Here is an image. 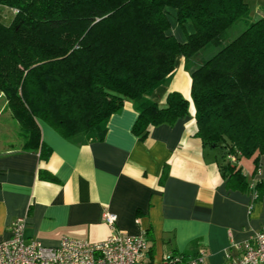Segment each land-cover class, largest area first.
<instances>
[{
  "label": "trees",
  "instance_id": "1",
  "mask_svg": "<svg viewBox=\"0 0 264 264\" xmlns=\"http://www.w3.org/2000/svg\"><path fill=\"white\" fill-rule=\"evenodd\" d=\"M170 9L183 41L169 32ZM179 55L196 135L221 149L227 185L264 196V180L252 183L240 163L252 158L254 176L264 155V17L252 19L245 0H0V93L23 147L44 156L40 121L65 138L102 139L129 99L138 114L132 131L143 140L152 126L184 117L181 93L164 104L148 98ZM198 251L178 253L179 264Z\"/></svg>",
  "mask_w": 264,
  "mask_h": 264
},
{
  "label": "crops",
  "instance_id": "2",
  "mask_svg": "<svg viewBox=\"0 0 264 264\" xmlns=\"http://www.w3.org/2000/svg\"><path fill=\"white\" fill-rule=\"evenodd\" d=\"M245 1L252 19L264 17V0ZM170 11L169 32L183 41L186 34ZM172 91L188 99V113L174 124L152 126L143 140L132 131L138 114L126 99L108 117L102 139L65 138L40 121L46 156L20 139L0 150V242L10 237V223L24 216L25 236L46 246L58 245L62 236L101 241L114 230H145L150 264L198 249L206 264L237 255L238 245L264 226V196L227 185L221 149L196 135L191 76L180 55L169 79L148 98L164 104ZM242 161L252 183L264 180V155L254 176L252 158ZM41 170L56 180L41 178ZM106 211L117 215L114 228L103 219Z\"/></svg>",
  "mask_w": 264,
  "mask_h": 264
},
{
  "label": "built area",
  "instance_id": "3",
  "mask_svg": "<svg viewBox=\"0 0 264 264\" xmlns=\"http://www.w3.org/2000/svg\"><path fill=\"white\" fill-rule=\"evenodd\" d=\"M235 160L233 154H229ZM104 221L114 228L117 215L106 211ZM26 217H16L9 226L10 237L0 242V264H150L147 259L148 237L114 230L101 241L62 236L58 245L46 246L25 236ZM237 255L227 254L219 264H264V226L238 245ZM179 254L168 255L165 264H179ZM206 253L189 259V264H206Z\"/></svg>",
  "mask_w": 264,
  "mask_h": 264
},
{
  "label": "rangeland",
  "instance_id": "4",
  "mask_svg": "<svg viewBox=\"0 0 264 264\" xmlns=\"http://www.w3.org/2000/svg\"><path fill=\"white\" fill-rule=\"evenodd\" d=\"M18 139H20L18 137V124L12 119L9 109L6 108V100L0 93V150L9 147V144L18 142ZM245 160L246 158L242 162L244 163Z\"/></svg>",
  "mask_w": 264,
  "mask_h": 264
}]
</instances>
